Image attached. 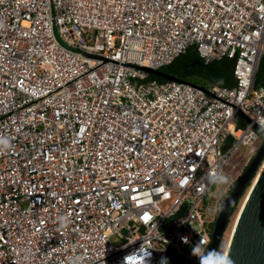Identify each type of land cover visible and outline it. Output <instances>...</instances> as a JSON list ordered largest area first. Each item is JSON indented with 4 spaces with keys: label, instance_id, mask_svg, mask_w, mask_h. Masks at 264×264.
<instances>
[{
    "label": "built area",
    "instance_id": "2783aa9c",
    "mask_svg": "<svg viewBox=\"0 0 264 264\" xmlns=\"http://www.w3.org/2000/svg\"><path fill=\"white\" fill-rule=\"evenodd\" d=\"M190 47L234 86L141 70ZM263 57L264 0H0V264L198 262L181 237L208 248L206 178L264 130Z\"/></svg>",
    "mask_w": 264,
    "mask_h": 264
},
{
    "label": "water",
    "instance_id": "95a60500",
    "mask_svg": "<svg viewBox=\"0 0 264 264\" xmlns=\"http://www.w3.org/2000/svg\"><path fill=\"white\" fill-rule=\"evenodd\" d=\"M141 70L166 81L182 82L160 70L149 68H141ZM260 82L264 83V57L260 66ZM196 87L205 90L202 87ZM240 115L247 122L250 121L243 113L240 112ZM255 129L262 139V145L252 157L243 173L237 178L234 187L224 198L213 224L210 244L208 246L210 249H219L230 210L238 201L256 169L264 159V130L259 127H255ZM164 253V257L168 258L169 264H198V262H191L183 258L168 246ZM225 256H228L233 264H264V165L256 176L241 208Z\"/></svg>",
    "mask_w": 264,
    "mask_h": 264
},
{
    "label": "trees",
    "instance_id": "16d2710c",
    "mask_svg": "<svg viewBox=\"0 0 264 264\" xmlns=\"http://www.w3.org/2000/svg\"><path fill=\"white\" fill-rule=\"evenodd\" d=\"M233 67L234 61L228 59L227 57H223L219 61H213L206 64L196 52L195 47H190L184 54L178 56L170 65L161 68L160 71L167 75L173 76L182 82L202 88H209L212 86L231 88L234 86ZM148 80L166 82V80L153 75H148ZM259 85H262L260 82V72L255 82L256 87ZM234 123L237 129H242L246 126L247 122L243 116L237 115L235 117ZM262 162L256 169L238 201L231 208L226 228L229 225L230 218L235 214L243 194H245L246 191L251 187V183L255 178V175L257 174ZM210 229L211 231L213 230V224H211Z\"/></svg>",
    "mask_w": 264,
    "mask_h": 264
},
{
    "label": "rangeland",
    "instance_id": "374dc122",
    "mask_svg": "<svg viewBox=\"0 0 264 264\" xmlns=\"http://www.w3.org/2000/svg\"><path fill=\"white\" fill-rule=\"evenodd\" d=\"M262 145V139L261 137L258 138V140L254 143L253 146H242L238 149L237 154L235 156V158L233 159L232 164L233 165H237L239 166V169L237 170V172H242V169L245 167V160L249 157H253L255 155V153L258 151V149L261 147ZM264 165V161L262 162L260 168L258 169L256 176L258 175V173L260 172L261 168ZM223 173L227 174L230 177L229 183L227 185H223V186H216L213 185L212 190L208 193V195L206 196L205 200H204V205L206 209H214L215 205L222 199L223 196H225L227 194V187L230 184V182L232 181V179L235 178V171L233 172L231 170V165L227 166ZM255 178L253 179L252 183H251V187L252 184L255 180ZM251 187L246 191L245 194H243L239 205L237 207V210L235 212V214L230 218L229 221V225L227 226V228L225 229L223 236H222V240L219 246V250L223 251V254H226L227 248L229 246L231 237H232V233H233V229L235 227V223L237 221L238 215L241 211V208L246 200V197L248 195V192L250 191Z\"/></svg>",
    "mask_w": 264,
    "mask_h": 264
},
{
    "label": "clouds",
    "instance_id": "9594fccd",
    "mask_svg": "<svg viewBox=\"0 0 264 264\" xmlns=\"http://www.w3.org/2000/svg\"><path fill=\"white\" fill-rule=\"evenodd\" d=\"M10 145V139L7 136L0 135V148L7 149ZM229 180L230 177L220 171L210 173L206 178L207 183L216 186L227 185ZM181 239L185 243L191 242V256L197 259L198 264H233L232 260L228 256H225L222 250L205 248L200 241L192 242L187 236L181 237ZM126 261L127 258L125 260V264ZM139 264H151L150 254L147 253L146 259L140 260ZM159 264H169L168 258L161 257Z\"/></svg>",
    "mask_w": 264,
    "mask_h": 264
},
{
    "label": "flooded vegetation",
    "instance_id": "af4514ba",
    "mask_svg": "<svg viewBox=\"0 0 264 264\" xmlns=\"http://www.w3.org/2000/svg\"><path fill=\"white\" fill-rule=\"evenodd\" d=\"M251 159H252V157H251ZM251 159H250V161H251ZM249 161V162H250ZM249 162H248V164H249ZM247 164V165H248ZM247 165H246V167H247ZM245 167V168H246ZM245 168H243V170H242V173H243V171L245 170ZM236 180H237V177L234 179V181L229 185V187H227V194L230 192V190L234 187V185H235V182H236ZM226 194V195H227ZM226 195L224 196V198L226 197Z\"/></svg>",
    "mask_w": 264,
    "mask_h": 264
},
{
    "label": "bare ground",
    "instance_id": "6f19581e",
    "mask_svg": "<svg viewBox=\"0 0 264 264\" xmlns=\"http://www.w3.org/2000/svg\"><path fill=\"white\" fill-rule=\"evenodd\" d=\"M249 193V192H248ZM226 255V254H225Z\"/></svg>",
    "mask_w": 264,
    "mask_h": 264
}]
</instances>
